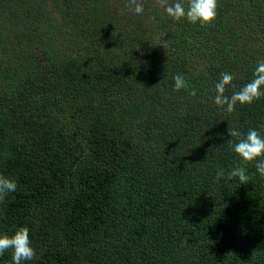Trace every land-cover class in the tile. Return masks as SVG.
<instances>
[{
    "label": "trees",
    "instance_id": "trees-1",
    "mask_svg": "<svg viewBox=\"0 0 264 264\" xmlns=\"http://www.w3.org/2000/svg\"><path fill=\"white\" fill-rule=\"evenodd\" d=\"M137 2L0 0V175L17 183L0 236L29 229L21 264H264L259 159L227 179L228 128L264 137V96L214 103L222 73L230 97L264 60V0H218L203 28Z\"/></svg>",
    "mask_w": 264,
    "mask_h": 264
},
{
    "label": "clouds",
    "instance_id": "clouds-1",
    "mask_svg": "<svg viewBox=\"0 0 264 264\" xmlns=\"http://www.w3.org/2000/svg\"><path fill=\"white\" fill-rule=\"evenodd\" d=\"M156 3L169 18L176 21L186 18L188 22L194 25L199 24L202 28L212 24L217 15L218 0H187V8L183 0H176L174 4H169L168 0H156ZM126 7H130L137 15L142 14L144 11L143 6L137 0H129ZM233 78L230 73H222L221 79L215 85L214 103L227 113L234 112L237 104L241 106L251 104L264 96V91H262V88H264V60H261L257 65L254 78L229 97L225 95V92L228 86L231 85ZM173 79L174 91L179 92L187 88V82L182 74L174 76ZM190 94L195 96V90ZM228 135L231 137L228 144L242 161L243 166L231 169L227 173V179L238 178L242 185L246 184L249 176L246 173L245 166L258 159L259 163L256 164V171L264 178V137L255 129L249 130L245 136L232 127L228 128ZM234 140L235 143H233ZM216 176L217 179H223L224 170L219 169ZM16 190L17 183L14 180L0 175V202L9 193H14ZM9 249L13 250L12 264H21L22 261H32L37 258L36 250L31 246L27 227H21L11 237L7 235L0 236V256Z\"/></svg>",
    "mask_w": 264,
    "mask_h": 264
},
{
    "label": "rangeland",
    "instance_id": "rangeland-1",
    "mask_svg": "<svg viewBox=\"0 0 264 264\" xmlns=\"http://www.w3.org/2000/svg\"><path fill=\"white\" fill-rule=\"evenodd\" d=\"M176 2V0H173L172 1V3H175ZM183 2H184V4H185V7L187 8V0H183ZM153 5H156V3H153ZM159 9H161V8H159ZM242 14H244V13H242ZM244 16H245V14H244ZM240 20V19H239ZM198 26H199V24H197ZM200 27V26H199ZM202 28V27H201ZM156 35V34H155Z\"/></svg>",
    "mask_w": 264,
    "mask_h": 264
}]
</instances>
